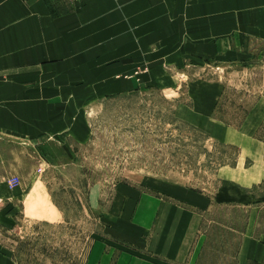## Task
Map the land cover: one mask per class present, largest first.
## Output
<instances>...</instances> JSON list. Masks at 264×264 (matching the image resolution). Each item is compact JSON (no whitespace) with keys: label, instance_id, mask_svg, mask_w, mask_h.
<instances>
[{"label":"rangeland","instance_id":"374dc122","mask_svg":"<svg viewBox=\"0 0 264 264\" xmlns=\"http://www.w3.org/2000/svg\"><path fill=\"white\" fill-rule=\"evenodd\" d=\"M242 49L187 63L182 76L167 69L172 78L124 94L112 93L120 80L75 78L38 135L2 119L0 255L11 264H169L148 247L157 202L185 205L182 191L215 198L240 161L232 131L264 143V121L250 124L259 129L245 122L264 97V42ZM200 91L213 103L195 99ZM195 105L208 117L184 120ZM254 192L264 195V186ZM211 206L198 213L190 261L171 264H193L196 255L198 264H235L238 239L227 229L240 230L246 213Z\"/></svg>","mask_w":264,"mask_h":264},{"label":"crops","instance_id":"0c3cea01","mask_svg":"<svg viewBox=\"0 0 264 264\" xmlns=\"http://www.w3.org/2000/svg\"><path fill=\"white\" fill-rule=\"evenodd\" d=\"M248 41L264 42V0H0V129L4 118L9 126L17 119L19 134L48 129L37 124L58 112L53 102L72 91L75 78L120 80L112 93L124 94L147 80L172 78L168 70L185 75L187 63L242 53ZM208 96L194 94L199 101ZM192 111L182 118L208 117L203 106ZM245 120L259 129L250 124L264 121V97ZM248 132L232 131L229 143L241 149L240 161L226 170L215 198L182 191L185 205L157 202L148 238L154 258L190 261L198 213L215 203L246 213L240 230L227 229L238 239L235 264H264V195L254 192L264 186V143ZM0 264L11 263L0 255Z\"/></svg>","mask_w":264,"mask_h":264},{"label":"built area","instance_id":"2783aa9c","mask_svg":"<svg viewBox=\"0 0 264 264\" xmlns=\"http://www.w3.org/2000/svg\"><path fill=\"white\" fill-rule=\"evenodd\" d=\"M77 1H82V0H77ZM19 184H20V180L16 177L9 181V185L12 187H17ZM0 204H1V200H0Z\"/></svg>","mask_w":264,"mask_h":264}]
</instances>
